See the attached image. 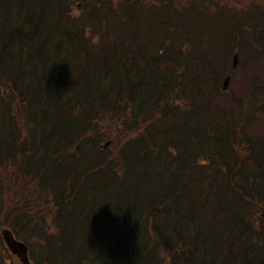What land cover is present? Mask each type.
Masks as SVG:
<instances>
[{
  "label": "trees",
  "instance_id": "1",
  "mask_svg": "<svg viewBox=\"0 0 264 264\" xmlns=\"http://www.w3.org/2000/svg\"><path fill=\"white\" fill-rule=\"evenodd\" d=\"M214 1L0 0V229L34 263L264 264V10Z\"/></svg>",
  "mask_w": 264,
  "mask_h": 264
},
{
  "label": "rangeland",
  "instance_id": "2",
  "mask_svg": "<svg viewBox=\"0 0 264 264\" xmlns=\"http://www.w3.org/2000/svg\"><path fill=\"white\" fill-rule=\"evenodd\" d=\"M223 1H225V0H216L214 2H219L222 4H228L233 11L239 10V8H240L239 3L241 0H228L226 3H223ZM248 1L252 2L251 0H248ZM262 9L264 10V0H255V9L254 10L255 11H261ZM207 36L210 39H222V38L231 39L232 37H234V34H233V29H230L229 27L224 28V29H218V28L211 27V29L207 32ZM222 52H224V51H222ZM11 262H12V264H20V262L18 261V259L15 256L12 257Z\"/></svg>",
  "mask_w": 264,
  "mask_h": 264
},
{
  "label": "water",
  "instance_id": "3",
  "mask_svg": "<svg viewBox=\"0 0 264 264\" xmlns=\"http://www.w3.org/2000/svg\"><path fill=\"white\" fill-rule=\"evenodd\" d=\"M233 63L236 64V57H234ZM228 81L229 77H226L223 81L222 90L227 88ZM2 238L12 254H16L23 264H29L27 247L23 243L16 241L8 230H2Z\"/></svg>",
  "mask_w": 264,
  "mask_h": 264
}]
</instances>
